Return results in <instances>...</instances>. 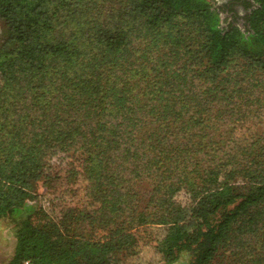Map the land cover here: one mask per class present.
I'll return each mask as SVG.
<instances>
[{
	"label": "trees",
	"instance_id": "16d2710c",
	"mask_svg": "<svg viewBox=\"0 0 264 264\" xmlns=\"http://www.w3.org/2000/svg\"><path fill=\"white\" fill-rule=\"evenodd\" d=\"M213 2L0 0L5 264H120L141 242L159 264H264V103L242 87L264 76V0L241 24ZM73 169L85 202L56 208Z\"/></svg>",
	"mask_w": 264,
	"mask_h": 264
},
{
	"label": "rangeland",
	"instance_id": "374dc122",
	"mask_svg": "<svg viewBox=\"0 0 264 264\" xmlns=\"http://www.w3.org/2000/svg\"><path fill=\"white\" fill-rule=\"evenodd\" d=\"M67 0H53L55 4H62L66 3ZM215 5H221L222 2L225 0H211ZM224 15V14H223ZM223 17V16H222ZM229 20V19H228ZM4 54L0 52V68H2V58ZM244 69L243 68H236L231 69L229 71V75L227 77L230 78L232 82H239L240 79L244 76ZM264 83V76L260 77L259 79H250L247 82L244 81L242 87L246 90V92H250V95H252L251 90L255 93V96L253 99H249L253 102L251 105L254 108H258L264 103V100H260V91L255 90L257 88L256 86H261ZM251 89V90H250ZM261 92H264V88L261 89ZM260 115L264 118V113H260ZM258 122V121H257ZM262 122V121H260ZM259 123L255 125L254 127H264L259 126ZM253 127V126H252ZM254 128H251L250 130H247L244 126H239L237 128V132L240 134L244 132L246 136H250V132H253ZM83 141L80 138H77L72 145H70L67 149V151H61L58 152L55 155L56 160L58 157L66 156L67 153H72L74 150L82 149L83 147ZM75 170H71L74 174L72 177H68L64 182L63 186L60 187L59 194V200L57 202L56 208H62L63 206H75L79 204H83L85 202V194H84V186H85V180L83 179V176L81 174H78L75 176ZM147 188H144L143 190H146ZM44 189L40 188L39 190V197L37 199V202L39 204H42L43 207L51 216L54 218L58 217V214L60 215V212H52L51 207L48 203V196L44 194ZM182 196H177L176 199H180ZM21 219L20 216H13V217H6L3 219H0V264H5L13 255L14 252V244H15V238L14 233L16 230V223L19 222ZM154 231L162 235L164 232V228L162 226H155L153 227ZM114 256L119 259L120 264H159L161 263L160 255L157 253L155 248L152 244H144L140 243L138 246L131 247L127 250H120L113 252ZM191 255L188 252H184L180 255L179 259L174 262L173 264H190ZM115 263L117 264L118 261Z\"/></svg>",
	"mask_w": 264,
	"mask_h": 264
},
{
	"label": "flooded vegetation",
	"instance_id": "af4514ba",
	"mask_svg": "<svg viewBox=\"0 0 264 264\" xmlns=\"http://www.w3.org/2000/svg\"><path fill=\"white\" fill-rule=\"evenodd\" d=\"M249 0H225L221 6L225 5V9L229 10L225 12L229 19H234L240 24L244 22L245 15L251 8L248 7L247 3Z\"/></svg>",
	"mask_w": 264,
	"mask_h": 264
},
{
	"label": "clouds",
	"instance_id": "9594fccd",
	"mask_svg": "<svg viewBox=\"0 0 264 264\" xmlns=\"http://www.w3.org/2000/svg\"><path fill=\"white\" fill-rule=\"evenodd\" d=\"M221 20H220V16L219 15H216L213 19V22H212V27H218V25L220 24Z\"/></svg>",
	"mask_w": 264,
	"mask_h": 264
},
{
	"label": "built area",
	"instance_id": "2783aa9c",
	"mask_svg": "<svg viewBox=\"0 0 264 264\" xmlns=\"http://www.w3.org/2000/svg\"><path fill=\"white\" fill-rule=\"evenodd\" d=\"M21 264H34L30 259H25Z\"/></svg>",
	"mask_w": 264,
	"mask_h": 264
}]
</instances>
